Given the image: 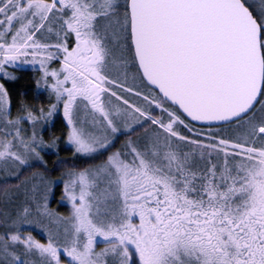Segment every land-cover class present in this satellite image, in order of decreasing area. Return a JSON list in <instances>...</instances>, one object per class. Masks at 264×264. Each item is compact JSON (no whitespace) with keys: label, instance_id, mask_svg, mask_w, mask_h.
<instances>
[{"label":"snow or ice","instance_id":"snow-or-ice-1","mask_svg":"<svg viewBox=\"0 0 264 264\" xmlns=\"http://www.w3.org/2000/svg\"><path fill=\"white\" fill-rule=\"evenodd\" d=\"M0 181V264H264V0H0Z\"/></svg>","mask_w":264,"mask_h":264},{"label":"trees","instance_id":"trees-1","mask_svg":"<svg viewBox=\"0 0 264 264\" xmlns=\"http://www.w3.org/2000/svg\"><path fill=\"white\" fill-rule=\"evenodd\" d=\"M25 74L22 80H20L19 82H12L9 84L10 89L13 92L19 93V92H23L26 94L27 99L29 101L32 102H39L41 100H45L46 97L37 94V90L34 87V83L31 80V70L25 69L24 70ZM61 120L62 117L58 116L57 120L54 121L53 126L50 129H47L45 131V136L46 138H48L49 136L56 134L59 135V130H60V126H61ZM70 147H67V144L64 143L63 141H61L60 143V156L61 158H65L68 159L69 161H71L73 158L71 157V153L69 151ZM46 158L49 161V168L52 169L54 166V163H56V154L55 152H53L52 150H48L47 151V156ZM55 174H58V172H56ZM13 183L15 182L14 180L12 181ZM0 186H2V181H0ZM61 192V188L57 187L54 191V197L53 200L51 202V206L56 208L58 207V210L61 211L62 213L67 211L66 206H61L58 205L56 202L59 201V193ZM64 205V204H63Z\"/></svg>","mask_w":264,"mask_h":264},{"label":"rangeland","instance_id":"rangeland-1","mask_svg":"<svg viewBox=\"0 0 264 264\" xmlns=\"http://www.w3.org/2000/svg\"><path fill=\"white\" fill-rule=\"evenodd\" d=\"M28 70H30V69H28ZM61 117H62V116H61ZM53 123H54V122H53ZM52 126H53V125H52ZM52 126H51V127H52ZM51 127H50V128H51ZM50 128H49V129H50ZM67 147H70V146H69V145H67ZM57 187H60V188H61V191H62V185H58ZM57 187H56V188H57ZM54 191H55V190H54ZM61 206H66V208H67V211H66V212H64V214H67V212H68V205H67V204H64V205H61Z\"/></svg>","mask_w":264,"mask_h":264}]
</instances>
